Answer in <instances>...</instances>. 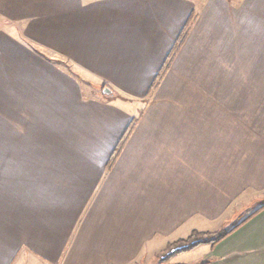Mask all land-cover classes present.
<instances>
[{
    "label": "crops",
    "instance_id": "obj_1",
    "mask_svg": "<svg viewBox=\"0 0 264 264\" xmlns=\"http://www.w3.org/2000/svg\"><path fill=\"white\" fill-rule=\"evenodd\" d=\"M231 1L0 0V129H26L0 264H135L247 217L172 261L264 264V0Z\"/></svg>",
    "mask_w": 264,
    "mask_h": 264
},
{
    "label": "rangeland",
    "instance_id": "obj_2",
    "mask_svg": "<svg viewBox=\"0 0 264 264\" xmlns=\"http://www.w3.org/2000/svg\"><path fill=\"white\" fill-rule=\"evenodd\" d=\"M190 1H193L195 3L196 11L200 12L208 3L209 4L210 3H214L216 0H190ZM240 1L241 0H232L231 2L239 4L238 2H240ZM95 84L96 83H93V81L91 83H88L89 88L87 90H90L91 92L95 91V89H94V88H96ZM88 85L86 84V81H83V86L87 87ZM97 92H98L100 98L106 99L109 103H112V104H114V103L125 104V106L127 108L128 107H132V104H131L132 103V101H131L132 98L131 97H123L121 95H116V94L105 96L103 94V90L101 88H99L97 90ZM123 100H127V102H124ZM136 105H137V107L139 106L137 103H136ZM1 115H2L1 116L2 120L3 119L4 120H8L6 115H4V114H1ZM22 117H23L24 121H27L29 119V112L26 113L25 111H23V112L19 111L18 112V118L22 119ZM11 119L12 118L10 117V120ZM160 119H161V117H160ZM11 123H14L13 119L11 120ZM18 125L19 124H17V125L14 124V128H12V129H7V128L1 126L2 128L0 129V134L8 135L11 130L14 132V134L15 133H20V132L23 133V130L25 131L26 129L23 128V127H19ZM261 198H264V195ZM255 203L256 204H255L254 209L258 208V206H259L257 202H255ZM252 210L253 209H250V211L249 210L248 211L251 212ZM225 229L228 230V229H231V228H230L229 225H224V226H222V227H220V228H218V229H216L214 231H193L189 236H187L185 238H182V239H178L176 241H173L172 243H169V245L163 251H161V253H159V254H157L155 256H152V257H146V259H144V260L140 259L139 261L135 262V264H177V263H173L172 258H173V256H175V255L177 256L179 254V253L175 252L179 247L184 246L185 243L191 242L192 239L197 238L199 235H201L203 233L204 234L207 233V235H209V236L210 235H216L218 232H220L222 230H225ZM195 232H198L197 235H195L196 234ZM193 235H195V236H193ZM209 245H211V244H209ZM211 246H214V245H211ZM204 247L198 248L197 250H195V251H193V252H191V253H189L187 255H189L190 258L197 259V258H199V256H203V255L206 254L207 248H204ZM203 251H205V252H203ZM185 257H188V256H185V252L183 254L180 253L179 258L181 260H185Z\"/></svg>",
    "mask_w": 264,
    "mask_h": 264
},
{
    "label": "trees",
    "instance_id": "obj_3",
    "mask_svg": "<svg viewBox=\"0 0 264 264\" xmlns=\"http://www.w3.org/2000/svg\"><path fill=\"white\" fill-rule=\"evenodd\" d=\"M188 24H190V22ZM188 26L189 25H187L185 27V31L183 32V35H184V33L186 34V31L188 29ZM258 210L259 209H257V211ZM257 211H255L254 213H256ZM246 220H248V217L244 221L240 222L238 225L234 226L233 228L228 229V230H226V229L225 230H222V231L218 232L216 235H210L209 236V235H207V233L206 234L203 233V234L199 235L197 238L192 239L191 242L185 243L184 246L179 247L175 252L176 253L187 252L189 250H192L194 248H197L198 246H200L202 244L216 245L220 241H222L224 238H226L231 232H233L235 229H237ZM195 233L194 234L197 235L198 232H195ZM195 235H193V236H195ZM206 263L207 262H202V263H199V264H206ZM177 264H182V263H177Z\"/></svg>",
    "mask_w": 264,
    "mask_h": 264
},
{
    "label": "water",
    "instance_id": "obj_4",
    "mask_svg": "<svg viewBox=\"0 0 264 264\" xmlns=\"http://www.w3.org/2000/svg\"><path fill=\"white\" fill-rule=\"evenodd\" d=\"M103 93L104 94H111L112 93V90L111 89H109L108 87H105L104 89H103Z\"/></svg>",
    "mask_w": 264,
    "mask_h": 264
}]
</instances>
